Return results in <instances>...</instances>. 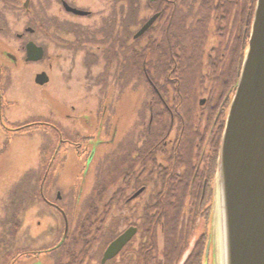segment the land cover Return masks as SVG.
<instances>
[{"label":"flooded vegetation","instance_id":"flooded-vegetation-1","mask_svg":"<svg viewBox=\"0 0 264 264\" xmlns=\"http://www.w3.org/2000/svg\"><path fill=\"white\" fill-rule=\"evenodd\" d=\"M82 1L0 0V133L10 140L35 126H42L41 132L46 131V125L53 130L43 135L37 150L38 160L43 154L46 162L43 175L37 178V191L31 194L33 207L29 210L34 223L11 224L10 264H186L191 247L176 253L169 248L171 241L162 225L154 234L152 225L142 223L145 201L164 196L165 184L184 185L188 199L200 200L197 226L202 221L206 228L219 143L239 80L256 0H136L132 7L137 8L140 1L144 5L135 12L131 7L128 15L113 13L108 22L111 25L114 20V30L122 29L114 33L123 36L118 43L112 37L107 41L111 28L107 27V15L98 24L79 22L94 14L91 8L78 4H84ZM106 5L99 9V17L107 13ZM150 20L148 28L134 39ZM136 26V32L131 33ZM125 29L130 30L126 33ZM65 41L69 43L64 45ZM107 42L117 46L114 50L121 48L137 55L139 80L149 90L137 106L135 115L140 120L135 131L124 139L118 179L125 189L123 199L107 191V180L103 192L85 197L87 170L78 181L79 162L83 159L86 168L89 160L90 165L95 161L96 151L88 146L94 135L80 137L77 131L69 135L71 139L65 138L61 129L36 116L11 120L4 101L11 70L20 62L40 63L66 49L91 54L95 61L100 56L106 66ZM29 43L41 48L40 61H25ZM104 143L113 144L114 139ZM63 150L76 158L71 160L74 172L70 170L75 180L68 183L71 191L65 193L59 190L64 180L54 174L60 157L58 169L64 172L68 167L69 156H60ZM140 189L142 192L133 198ZM112 210L118 212L120 221L113 236L110 231L107 243V212L109 219ZM131 228L135 231L130 240L113 258L104 259L107 246ZM206 245L207 240L201 264H210Z\"/></svg>","mask_w":264,"mask_h":264},{"label":"rangeland","instance_id":"rangeland-1","mask_svg":"<svg viewBox=\"0 0 264 264\" xmlns=\"http://www.w3.org/2000/svg\"><path fill=\"white\" fill-rule=\"evenodd\" d=\"M135 1L134 3H137L138 0ZM142 1L137 8L135 5L133 8L138 10L144 5ZM104 2L105 0H83L84 4L78 3L94 11L92 18L79 22L94 25L107 15L109 27L112 25V22L111 25L108 22L113 13L119 17L128 15L132 7V4L128 3L129 0H107V5ZM105 5L107 13L99 17V9ZM115 28L110 36L118 43L121 37L120 35L116 37L114 33L117 30L121 33L122 29ZM131 29V33L136 32L137 26ZM68 43L65 41L64 45ZM109 43L107 42L106 66L100 56H97L95 61L91 54L66 49L60 55L45 57L40 63L20 62L11 70L9 89L4 95V101L9 106L6 112L11 120L24 121L36 116L38 120L61 129L65 138L71 139L69 135L77 131L80 137L94 135L92 143L90 142L88 146H93V151H96L93 159L95 161L90 165L89 160L85 168L82 159L79 162L80 168L78 167V181L84 170H87L84 174L86 178L83 192L88 198L91 194L97 196L99 192H103L106 180L114 177L119 169L122 172L124 139L135 131L140 120L135 115L137 106H141L143 96H147L149 91L139 80L136 64L128 54L130 51L126 52L121 48L114 50L113 48L117 46ZM41 69L48 77V82L42 86L35 84L33 79L34 74L39 73ZM35 127L13 136L10 140L0 133V264H10L12 260L13 253L9 249L11 224L14 221L34 223L29 210L33 207L31 194L37 191V178L43 175L46 162L43 154L38 160L37 150L40 144H43V135L53 133L51 126H44L43 129L46 131L42 132V126ZM129 130L132 131L127 132ZM110 137L114 139V143L107 145L104 140ZM94 139L98 140L93 144ZM98 142L99 144H96ZM51 148L52 143L48 146V149ZM63 151L60 156L62 154L69 156L68 167L64 168V172L58 169L60 157L56 162L54 174L64 180L59 190L65 193L71 191L69 185L71 180H75L70 176V170L74 172L71 160L76 158L67 150ZM93 151L91 150V155ZM208 204L210 205V200ZM188 206L187 200L186 208ZM36 207L40 205L34 208ZM116 219L120 221V218ZM208 221L209 219L206 221L207 225ZM203 228L201 221L193 232L192 241L199 237ZM204 229L208 236L207 228ZM209 250L211 252V245ZM208 260H211V256Z\"/></svg>","mask_w":264,"mask_h":264},{"label":"water","instance_id":"water-1","mask_svg":"<svg viewBox=\"0 0 264 264\" xmlns=\"http://www.w3.org/2000/svg\"><path fill=\"white\" fill-rule=\"evenodd\" d=\"M150 24L151 20L134 38ZM26 50L25 61L37 62L42 58L41 48L33 43ZM47 82L44 72L34 77L37 85ZM141 192L142 189L138 190L133 198ZM134 231L128 229L113 240L104 259L113 258ZM208 252L211 264H264V0L255 2L248 45L219 143Z\"/></svg>","mask_w":264,"mask_h":264},{"label":"trees","instance_id":"trees-1","mask_svg":"<svg viewBox=\"0 0 264 264\" xmlns=\"http://www.w3.org/2000/svg\"><path fill=\"white\" fill-rule=\"evenodd\" d=\"M129 4H134V0H129ZM133 9V7H132ZM135 12V9L133 10ZM135 16V15H134ZM134 20V19H133ZM114 21V20H113ZM112 21L111 28H108L107 31V41L111 37V32L114 31L115 22ZM130 30V29H129ZM128 29H125L124 32L128 33ZM117 30L115 33H118ZM117 37V35H115ZM123 38V36H121ZM130 58L136 64L137 67V55L130 54ZM138 69V68H137ZM121 176V170L117 171V174L112 176L107 181V191L119 194V198H122V192L125 191L123 185L119 183ZM105 185L103 184V187ZM163 189L166 191V194L160 199L149 198L145 202L144 212L142 215V223L146 225H152L151 231L156 234L159 225L163 226V229L168 236V242L171 241L169 248L175 250L176 253L191 247L190 256L186 259V264H201V258L203 256V250L206 243L207 233L205 229L199 234L197 239L192 241L193 232L197 226V223L201 217V212L198 209L200 201L197 197V200H191L186 197L185 186L178 184H165ZM127 190V189H126ZM181 192V193H180ZM179 194V195H178ZM117 205V199L113 198ZM189 201V206L186 208V201ZM158 203V205H157ZM210 208V206H208ZM154 210L155 213L153 212ZM107 212V241L109 239V234L115 233V226L118 224V212L112 210L108 219ZM114 217V218H113ZM206 219L210 217L209 209ZM110 218H113L112 220ZM207 219V220H208ZM209 222V221H208ZM207 232L208 225L206 224ZM153 239V237H151ZM155 240V238H154ZM192 241V242H191ZM168 248V247H167Z\"/></svg>","mask_w":264,"mask_h":264}]
</instances>
